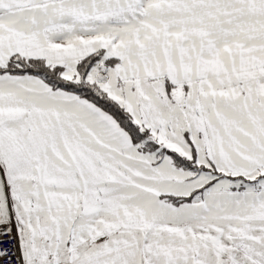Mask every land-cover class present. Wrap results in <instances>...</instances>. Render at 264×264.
Segmentation results:
<instances>
[{
	"label": "snow or ice",
	"instance_id": "obj_1",
	"mask_svg": "<svg viewBox=\"0 0 264 264\" xmlns=\"http://www.w3.org/2000/svg\"><path fill=\"white\" fill-rule=\"evenodd\" d=\"M0 264H264V0H0Z\"/></svg>",
	"mask_w": 264,
	"mask_h": 264
}]
</instances>
